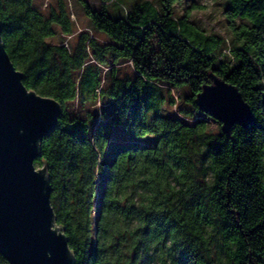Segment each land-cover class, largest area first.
Returning a JSON list of instances; mask_svg holds the SVG:
<instances>
[{
    "label": "trees",
    "instance_id": "obj_1",
    "mask_svg": "<svg viewBox=\"0 0 264 264\" xmlns=\"http://www.w3.org/2000/svg\"><path fill=\"white\" fill-rule=\"evenodd\" d=\"M76 1L108 42L82 33L72 49L50 43L57 30L73 34L63 0L48 15L35 0H0L24 85L62 106L35 165L48 166L76 264H264V0H225L230 40L197 27L194 7L180 15L182 0H142L126 13L120 0L100 10ZM212 74L250 105L249 129L229 137L198 109ZM165 87L184 91L192 110L164 113L176 104ZM77 99L108 101L103 121L70 113ZM0 264L9 263L0 255Z\"/></svg>",
    "mask_w": 264,
    "mask_h": 264
},
{
    "label": "water",
    "instance_id": "obj_2",
    "mask_svg": "<svg viewBox=\"0 0 264 264\" xmlns=\"http://www.w3.org/2000/svg\"><path fill=\"white\" fill-rule=\"evenodd\" d=\"M11 61L0 21V255L9 264H76L51 205L48 166L36 167L43 140L58 127L61 104L27 89ZM196 97L198 109L221 124L249 129L250 105L239 89L215 75Z\"/></svg>",
    "mask_w": 264,
    "mask_h": 264
},
{
    "label": "rangeland",
    "instance_id": "obj_3",
    "mask_svg": "<svg viewBox=\"0 0 264 264\" xmlns=\"http://www.w3.org/2000/svg\"><path fill=\"white\" fill-rule=\"evenodd\" d=\"M60 0H35V6L44 14L48 15L51 9H56L59 5ZM66 3L69 14L73 21V34L70 36L63 35L60 30H57V37L49 40L50 43H61L66 45L69 49L77 44L78 38L82 33H86L90 38H95L101 43L108 42V38L103 34H100L94 30L90 20L86 17L84 11L78 5L76 0H63ZM142 0H120L123 13L132 10L134 5ZM158 3V0H149ZM88 2L96 9L100 10L102 7H109L110 2L108 0H88ZM225 0H182L176 7L177 12L181 15L186 12L188 8L194 7L191 10L192 21L199 27L207 36L209 35H219L220 37L230 40L231 33L229 32L227 26V20L225 17ZM111 7V6H110ZM123 74L132 73V68L130 63L121 62L118 66ZM108 69H103L106 72ZM80 76V75H79ZM165 91H170L172 97L175 98L176 104L171 105L167 102L163 107V112L166 114H173L180 116V108L192 110L191 106L183 103L185 98V92L180 90H169L165 87ZM170 97V96H169ZM182 97V98H181ZM179 98L181 99L179 100ZM109 107L108 101H86L81 103L80 100H75L70 103L68 110L73 115H85L87 112H92L97 115L96 120L98 122L103 121L101 119V114L104 109ZM194 119L202 117L198 112H194ZM191 121V120H190ZM213 119L210 120L211 128L214 131H218L221 128L215 123ZM123 140V139H122ZM112 145H117V143L112 140ZM113 148L110 149L112 151Z\"/></svg>",
    "mask_w": 264,
    "mask_h": 264
}]
</instances>
